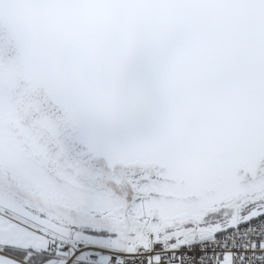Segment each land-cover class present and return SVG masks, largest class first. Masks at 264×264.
Instances as JSON below:
<instances>
[{"label":"snow or ice","instance_id":"snow-or-ice-1","mask_svg":"<svg viewBox=\"0 0 264 264\" xmlns=\"http://www.w3.org/2000/svg\"><path fill=\"white\" fill-rule=\"evenodd\" d=\"M0 264H264V0H0Z\"/></svg>","mask_w":264,"mask_h":264}]
</instances>
